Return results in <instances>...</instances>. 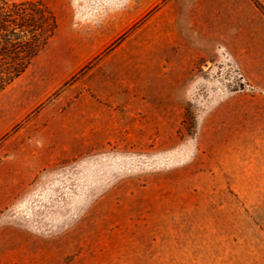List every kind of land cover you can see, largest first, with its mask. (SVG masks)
Listing matches in <instances>:
<instances>
[{
  "label": "rangeland",
  "instance_id": "374dc122",
  "mask_svg": "<svg viewBox=\"0 0 264 264\" xmlns=\"http://www.w3.org/2000/svg\"><path fill=\"white\" fill-rule=\"evenodd\" d=\"M9 1L58 27L0 91V264H264V0Z\"/></svg>",
  "mask_w": 264,
  "mask_h": 264
},
{
  "label": "trees",
  "instance_id": "16d2710c",
  "mask_svg": "<svg viewBox=\"0 0 264 264\" xmlns=\"http://www.w3.org/2000/svg\"><path fill=\"white\" fill-rule=\"evenodd\" d=\"M57 27L53 11L40 1L0 0V91L26 71Z\"/></svg>",
  "mask_w": 264,
  "mask_h": 264
},
{
  "label": "crops",
  "instance_id": "0c3cea01",
  "mask_svg": "<svg viewBox=\"0 0 264 264\" xmlns=\"http://www.w3.org/2000/svg\"><path fill=\"white\" fill-rule=\"evenodd\" d=\"M202 3H204V4H209L210 3V0H205L204 2H202ZM191 4H194V2L193 3H191Z\"/></svg>",
  "mask_w": 264,
  "mask_h": 264
}]
</instances>
